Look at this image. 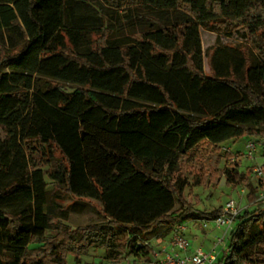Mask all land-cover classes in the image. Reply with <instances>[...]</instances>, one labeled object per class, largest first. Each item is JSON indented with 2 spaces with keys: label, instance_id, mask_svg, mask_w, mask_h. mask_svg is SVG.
Instances as JSON below:
<instances>
[{
  "label": "trees",
  "instance_id": "16d2710c",
  "mask_svg": "<svg viewBox=\"0 0 264 264\" xmlns=\"http://www.w3.org/2000/svg\"><path fill=\"white\" fill-rule=\"evenodd\" d=\"M141 6L154 14H136ZM202 29L245 30V41L224 60L208 49L207 73ZM0 132V264L80 260L72 236L81 243L101 227L46 237L69 213L58 191L98 201L110 229L148 258L142 242L160 225L223 213L184 197L201 147L233 167L203 172L198 185L248 183L221 145L264 136V0H0ZM215 264H264L263 203L239 214Z\"/></svg>",
  "mask_w": 264,
  "mask_h": 264
},
{
  "label": "rangeland",
  "instance_id": "374dc122",
  "mask_svg": "<svg viewBox=\"0 0 264 264\" xmlns=\"http://www.w3.org/2000/svg\"><path fill=\"white\" fill-rule=\"evenodd\" d=\"M124 13L125 11L119 10L112 13V15L122 16ZM128 13L126 12L125 14ZM135 13L140 16L154 14L153 10L147 6L137 8ZM145 27L146 24L144 23L138 24L136 32H141ZM244 33L245 30L233 34H219L203 29L200 30L204 70L207 73L210 72L208 57L206 56L208 49L216 45L219 46L224 51L218 57L221 60H224L228 55L234 56L235 52L231 48H237L242 45L245 41L242 38ZM239 82L244 84L241 76L239 77ZM0 135L3 136V133L0 132ZM248 141L254 142L257 146L253 159L245 156ZM221 147L223 152L230 151L235 155V168L245 174L248 183L237 187L229 186L226 183V177L223 176L215 177L209 188L198 185L199 176L201 177L203 172L207 171L206 174H208V172L214 173L218 170L223 171L233 167L226 159H221L218 154H212L201 147L199 156L194 155L187 160L189 185L184 191V197L202 213H211L218 209H224L226 204L232 200L237 203L240 214L246 211L252 212L260 203L264 204V199L253 202L249 197V194L257 188H259L257 190L258 197L264 195V178L259 179L254 173L256 168H262L264 171V136L249 135L241 139L227 141ZM238 154L240 156L237 157ZM202 167L204 169L201 171ZM46 181L48 190L52 191L51 180L46 178ZM57 195L59 197L57 203L64 207H69V213L66 220L60 221L57 230L48 231L46 237H53L60 230L76 231L78 228H86L93 225L101 227L98 231L88 233L85 240L81 243L79 241H81L84 234L75 232L72 236L71 248H76L77 251H82L83 254L80 255V260H77L72 253L68 254L66 264H153L173 252L172 242L178 229L182 237L189 241L190 247L191 245L198 247L203 243V239H208L205 244L203 243L202 246L204 247H200L205 250L212 249L214 243L224 237V229L218 228L214 221L196 219L191 222L180 223L171 229L160 225L147 235V242H142L144 245L146 243L149 244L154 249V254L148 258L137 257L136 254L131 252L133 247H136L133 237L124 229L117 227L110 229L111 226L102 215L101 204L98 201L73 198L61 191H58ZM229 236L230 234L227 235L224 245L217 248L219 254L228 248ZM197 238H199V241L196 242ZM43 242L44 239L34 243L28 249V254H31L33 249L41 247ZM121 257L123 258L119 260Z\"/></svg>",
  "mask_w": 264,
  "mask_h": 264
},
{
  "label": "built area",
  "instance_id": "2783aa9c",
  "mask_svg": "<svg viewBox=\"0 0 264 264\" xmlns=\"http://www.w3.org/2000/svg\"><path fill=\"white\" fill-rule=\"evenodd\" d=\"M256 151V144L252 141H248L246 144L245 156L249 159H253ZM254 173L259 179L264 178V171L262 168H256ZM262 199H264V195L260 196V200ZM239 214L237 203L232 200L226 204L223 209V213L218 218L213 220L218 228L224 229V237L222 239H218L214 243L213 248L210 250L197 248L191 251L189 241L182 237V234L179 233L178 229L172 242L173 252L164 258L157 260L153 264H215L218 257L217 248L224 245V241L227 235L233 230Z\"/></svg>",
  "mask_w": 264,
  "mask_h": 264
},
{
  "label": "crops",
  "instance_id": "0c3cea01",
  "mask_svg": "<svg viewBox=\"0 0 264 264\" xmlns=\"http://www.w3.org/2000/svg\"><path fill=\"white\" fill-rule=\"evenodd\" d=\"M207 240H208V239H207ZM207 240H206V239H205V240L203 239L202 242L205 244V242H207ZM197 241H199V238L196 239V242H197ZM203 243H202L200 246H198V247H196V246H194V245H193V246L191 245L190 250L193 251V250H195V249H197V248L204 247V246H202ZM213 246H214V245H213ZM224 250H225V249H224ZM86 253H88V252H86ZM187 254H188V253H187Z\"/></svg>",
  "mask_w": 264,
  "mask_h": 264
}]
</instances>
